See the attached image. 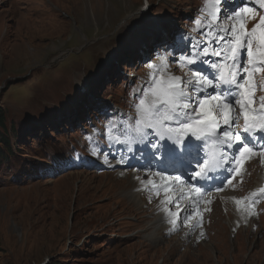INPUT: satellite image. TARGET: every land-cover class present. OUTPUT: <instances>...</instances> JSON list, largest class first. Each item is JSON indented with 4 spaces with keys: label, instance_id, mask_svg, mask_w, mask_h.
Segmentation results:
<instances>
[{
    "label": "rangeland",
    "instance_id": "1",
    "mask_svg": "<svg viewBox=\"0 0 264 264\" xmlns=\"http://www.w3.org/2000/svg\"><path fill=\"white\" fill-rule=\"evenodd\" d=\"M146 1L140 12L142 0H0V264H264V226L238 229L233 239L220 207L211 216L212 240L203 245L186 246L178 236L161 234L150 244L147 229L155 218L146 220L141 200L135 208L124 200L134 185L129 180L83 172L32 177L51 154L62 158L66 139L74 144L88 110L111 98L123 77L113 80V72L129 75L125 70L136 59L153 55L148 32L157 34L167 21L177 25V15L194 6L190 0ZM87 93L97 100L77 122L51 116ZM54 119L62 123L61 134H48L38 144L36 133L47 132ZM137 212H144L138 222ZM231 219L234 228L239 221Z\"/></svg>",
    "mask_w": 264,
    "mask_h": 264
},
{
    "label": "snow or ice",
    "instance_id": "2",
    "mask_svg": "<svg viewBox=\"0 0 264 264\" xmlns=\"http://www.w3.org/2000/svg\"><path fill=\"white\" fill-rule=\"evenodd\" d=\"M222 2L204 0L201 17L195 21L194 29L200 32L207 28V31L200 32L203 39L193 43L190 38H180L189 40L188 51H182L177 61L184 76L170 73L168 57L174 56L173 52L158 51L159 63L146 65L151 70L149 86L138 97V103L133 105L137 119L121 130L125 139L121 141L113 135L111 121L107 127L110 138L129 145L128 151H132V143L146 142L150 135L147 129H152L160 140L168 139L174 145L182 146L183 154L188 157L185 171L190 169V179L203 183L193 185L180 175L153 173V176H159V183L149 178L142 180L144 188L138 189L147 190L151 186L156 197L164 194L161 204L165 207L162 210L169 217L173 229L182 212L187 213L185 224L199 214L198 205L212 190L210 181L219 179L216 172L222 165L231 166L233 175L226 181L231 184L247 159L256 155L264 157V95L258 99L255 95V77L264 73V14L259 15L258 22L249 30L248 20L256 19L257 9L240 3L224 15L222 23H218ZM259 3L264 8V0H259ZM213 42L218 47H211ZM178 46L179 41L172 47ZM207 57L218 59H205ZM205 66L211 75L205 71ZM241 128L242 132L238 130ZM205 148L207 151L200 158V152ZM226 149L233 150L231 157ZM175 156L185 158L174 147H168L166 158ZM193 162L197 168H192ZM216 190H223V184ZM262 193L264 188L252 196ZM185 200L190 202L188 207L183 206ZM236 203L240 205L243 201Z\"/></svg>",
    "mask_w": 264,
    "mask_h": 264
},
{
    "label": "bare ground",
    "instance_id": "3",
    "mask_svg": "<svg viewBox=\"0 0 264 264\" xmlns=\"http://www.w3.org/2000/svg\"><path fill=\"white\" fill-rule=\"evenodd\" d=\"M78 175V174H77ZM132 187V186H131ZM137 196L135 194H132V193H126L125 196H124V200H126L128 202V205H130L132 208H135V202L137 200ZM139 201V200H138ZM134 205V206H133ZM137 207V206H136ZM144 210V209H143ZM142 211V210H141ZM122 212H124V210H121V212H119L118 214H122ZM144 213V212H143ZM143 213H138L136 214V217H135V221L138 222V217L137 216H140L141 214ZM140 221V220H139ZM143 221V220H142ZM153 221V220H151ZM141 223V222H140ZM142 224V223H141ZM162 218L160 216H157L155 217L153 223L151 225L148 226V229L147 230H150L151 232L148 234L147 236V240L150 242H154V240L152 239L154 236H157L158 235V231H160L162 229ZM135 225V224H133ZM143 226V225H142ZM140 229V228H139ZM211 229V228H210ZM141 231V230H140ZM139 231V232H140ZM214 236H215V232H214ZM160 239V237H159ZM146 240V241H147ZM161 240V239H160ZM212 240L211 238H209V241ZM155 241H157V239H155ZM152 244V243H150ZM220 244H223V243H220ZM191 245V244H190ZM198 246V245H197ZM201 247V246H200ZM220 250V248H219ZM161 251L160 249L157 250V252ZM201 252V250H200ZM220 252H223V250H220ZM199 255V254H198ZM134 262V261H133Z\"/></svg>",
    "mask_w": 264,
    "mask_h": 264
},
{
    "label": "trees",
    "instance_id": "4",
    "mask_svg": "<svg viewBox=\"0 0 264 264\" xmlns=\"http://www.w3.org/2000/svg\"><path fill=\"white\" fill-rule=\"evenodd\" d=\"M3 125V118H2V115H1V112H0V126ZM6 144V143H5ZM54 264V263H53Z\"/></svg>",
    "mask_w": 264,
    "mask_h": 264
}]
</instances>
